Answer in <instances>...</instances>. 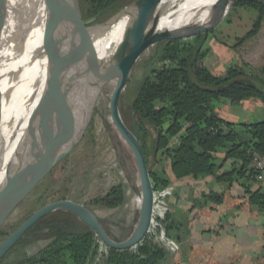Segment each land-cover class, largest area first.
Segmentation results:
<instances>
[{
    "label": "trees",
    "instance_id": "16d2710c",
    "mask_svg": "<svg viewBox=\"0 0 264 264\" xmlns=\"http://www.w3.org/2000/svg\"><path fill=\"white\" fill-rule=\"evenodd\" d=\"M83 1L93 16L118 0ZM236 7L250 8L257 15L252 29L240 40L242 43L261 29L264 0H238L232 10ZM214 32L215 29L187 39L158 43L159 49L132 101L133 127H128L140 141L155 193L170 188L169 167L175 179L214 176L224 185L221 191L201 193L193 207L214 208L222 204L226 189L237 182L245 188L250 203L264 213V192L251 189L256 183L252 154L264 155V119L234 122L223 118L217 110L221 99L233 104L259 99L264 106V67L254 71L241 61L228 66L225 73H213L206 60L212 52L207 41ZM28 124L29 120L15 128L19 133L14 139L15 129L0 135V188ZM150 157L158 164L156 170L149 164ZM226 163L231 169H223ZM123 201L121 186L95 199L108 208L118 207ZM152 218L166 234L178 226L171 221L169 211L163 218ZM55 225L52 221L49 227ZM9 233L1 230L0 241ZM154 239L155 235L148 232L138 245L119 249L109 246L89 228L74 226L72 230L59 231L51 242L16 264H161L168 252ZM101 244L106 245V250L100 253Z\"/></svg>",
    "mask_w": 264,
    "mask_h": 264
},
{
    "label": "rangeland",
    "instance_id": "374dc122",
    "mask_svg": "<svg viewBox=\"0 0 264 264\" xmlns=\"http://www.w3.org/2000/svg\"><path fill=\"white\" fill-rule=\"evenodd\" d=\"M26 1L29 0H0V13L2 10L6 11L2 13L4 23L9 19L16 26L18 20L16 14L23 9V4ZM67 1L69 0L59 1L60 10ZM133 1L135 0H118L103 13L90 16L87 2L76 0L64 18L66 22H70L75 20L86 21L96 17L93 24H99L107 21L115 12ZM54 5L44 16L33 15L23 24L51 25L53 19L58 15V12H54L56 6ZM256 18L257 15L254 10L236 7L215 28V32L208 39L207 45L213 44L212 49L219 53L224 50L226 52H222L220 55V64L218 67L212 68L213 73L220 74L225 66L232 64L230 63L232 60L230 54L233 53V49L252 45L255 39H257L258 48L263 47L264 21L261 26L263 30L260 29V36H256L260 32L259 30L256 35L239 43L252 29ZM91 25L85 26L87 33L82 42L89 34L90 29H93ZM113 28L116 27L111 26L107 31ZM158 49L157 43L140 55L119 95L120 112L128 126L133 127L132 101L140 88L147 67ZM214 55L212 51L207 58L209 66H213ZM262 65L264 67V64ZM116 84L117 77H114L99 87L81 93L44 112L49 122L50 136L44 147L42 157L39 160L34 157L29 162L19 164L7 181L11 193L18 197L15 203L6 209L5 214L0 219V231L6 230L11 233L39 210L55 203L70 202L90 210L112 239L121 241L132 234L141 213L143 199L141 174L133 149L111 116V94ZM262 119H264V115H252L251 120L259 121ZM18 133V129H15L13 139L17 137ZM25 135L26 133H24L19 144ZM9 136L11 133L7 135V138ZM152 159L150 157L149 164L156 170L158 164H154ZM13 163L16 166L18 162L14 160ZM34 165L36 171L32 179ZM28 181L30 182L29 185L23 186ZM115 186H121L123 189L124 201L120 206L108 208L95 202V199L105 196ZM179 188L171 184L169 189L154 192L152 208L154 217L163 218L166 212H170L173 206L172 202L176 197L174 195H177L175 191L179 192L181 190ZM187 188V202L180 203V210H178L181 220L190 217L183 211V208L189 206V201L193 207V202L197 199L194 195L190 197V193L194 192L192 187L187 185ZM194 220L195 223H200L202 215ZM52 221L56 222V225L49 227ZM160 225L156 224L152 218L148 232H152L155 235V242L167 250L166 262L172 264L175 253L181 249V241L177 237L184 236V232L166 234L164 228H159ZM74 226L91 230L78 215L71 211L54 210L45 214L33 223L20 240L1 257L0 264L20 262L40 247L51 242L59 231L72 230ZM105 250L106 245L101 244L100 253Z\"/></svg>",
    "mask_w": 264,
    "mask_h": 264
},
{
    "label": "water",
    "instance_id": "95a60500",
    "mask_svg": "<svg viewBox=\"0 0 264 264\" xmlns=\"http://www.w3.org/2000/svg\"><path fill=\"white\" fill-rule=\"evenodd\" d=\"M59 1L61 0L53 2L56 5H54V12H58L56 21L57 27H68L78 23L88 26L92 24V33H89L80 45L69 51V55L55 81L47 84L43 89L36 87V89L30 92L24 101L23 98H19L20 101H16L13 99V93L2 92L0 89V135L4 129L18 125L19 122L24 120L25 115H29V124L26 130V135L11 159L7 177L0 188V219L5 214L6 209L11 204L15 203L18 197L14 193H11V188L8 187L9 184L7 182L16 171V167L21 163L23 164L24 162L33 160L34 157L37 160L42 157L44 147L50 136L49 122L44 112L47 109L81 93L91 91L114 77H117V84L111 94V116L119 127L122 135L133 149V154L137 166L139 167L138 170L141 174L140 180L142 193L143 185L146 184L149 187L148 191L152 200L154 186L150 178V173L140 141L136 134L128 127L120 112L119 95L128 80L121 81V78L124 77V75L129 76L140 55L149 47L165 40L187 39L214 30L225 20L238 0H223L222 5L210 15L198 19L192 24L182 25L173 29H160L158 27H153L152 25L153 14L163 0H135L115 12L107 21L99 24H93L96 17L86 21L75 20L66 22L64 16L67 11L73 7L72 5H74L73 3H75L76 0H70L68 5L62 10H60ZM3 12L6 11L2 10L0 13V27L5 25L4 20L2 19ZM122 19L125 20L124 31L111 59L106 61H96L94 64H88L84 70L78 71L79 58L84 50L91 46L94 41V36H101L109 27ZM38 91L41 92L38 102L32 110L27 112L29 105L34 102ZM21 102V111L14 113L13 110ZM8 108H11V113L5 118V110ZM4 119H7L6 125L3 124ZM127 133L132 137V140L126 135ZM14 160L18 162L16 166L13 163ZM35 165L31 176L32 179L34 178L36 171ZM30 182L28 181L27 184L23 186H28ZM144 200L145 196L143 194L141 213L137 225L140 224L142 218ZM54 210L73 211L76 215L77 213L75 211H83L87 218H82L80 215L78 216L93 232L99 235L104 242L114 248L125 249L136 246L148 233V230H146L139 239L132 241V237L136 231V225L134 231L127 239L121 241L112 239L97 218L86 207L70 202H59L39 210L13 232L3 238L0 241V259L20 240L33 223L45 214Z\"/></svg>",
    "mask_w": 264,
    "mask_h": 264
},
{
    "label": "bare ground",
    "instance_id": "6f19581e",
    "mask_svg": "<svg viewBox=\"0 0 264 264\" xmlns=\"http://www.w3.org/2000/svg\"><path fill=\"white\" fill-rule=\"evenodd\" d=\"M56 0H29L23 4V9L16 14L18 20L16 26L9 19L4 26L0 27V89L2 92L13 93V99L23 101L36 87L43 89L47 84L55 81L61 71L64 62L74 46L79 45L86 35L87 25L57 27L58 15L53 19L51 25H24L23 22L33 15L44 16L53 7ZM63 6L65 8L68 3ZM223 0H163L152 17L153 27L160 29H173L182 25H189L210 15L217 10ZM62 8V9H63ZM112 26L116 28L107 31L101 36H94L90 47L86 48L79 58L78 71L84 70L88 64L96 61L111 59L116 51L117 45L122 37L125 20L122 19ZM92 29H90L89 33ZM72 48V49H70ZM127 75L121 78L126 80ZM41 92L27 112L38 102ZM22 102L15 107L14 113L21 111ZM11 113V108L5 110V118ZM29 120L25 115L23 121L18 125L4 129L20 127ZM7 119L3 120L6 125ZM2 132V133H3ZM131 140L132 137L126 134ZM149 187L143 185V213L140 224L132 237L135 241L148 230L152 221L153 198L149 193ZM154 196V195H153ZM73 212V211H72ZM82 218H87L81 211H75Z\"/></svg>",
    "mask_w": 264,
    "mask_h": 264
},
{
    "label": "crops",
    "instance_id": "0c3cea01",
    "mask_svg": "<svg viewBox=\"0 0 264 264\" xmlns=\"http://www.w3.org/2000/svg\"><path fill=\"white\" fill-rule=\"evenodd\" d=\"M261 30L256 36L261 35ZM262 40L261 49L257 46V39L252 45L233 49L230 54L231 65L245 61L254 71L263 67L264 39ZM210 46L212 48L214 45ZM212 51L216 56L214 55L213 66L208 65L211 71L220 64L222 52H226L224 50L219 53L214 49ZM227 67L225 66L220 74L225 73ZM217 110L223 118L234 122H254L251 120L252 115H264V106L259 99L248 100L242 104H233L228 99H221L217 103ZM223 169H231L230 164L226 163ZM168 175L171 184L181 189L179 192L175 191L177 195H174L176 197L170 210L171 221L178 226L173 227L170 233L184 232V236L177 237L181 241V249L175 253L172 264H264V213L250 203L249 195L243 186L235 182L227 188L223 203L214 208L192 207L189 201V206L183 208V211L190 217L181 220L178 210L180 203L187 202V185L194 190L190 197L194 195L195 198L212 189L221 191L224 185L218 183L214 176L200 180L189 177L175 179L169 167ZM256 188L258 186L254 184L251 189ZM199 215H202V221L195 223L194 219ZM161 264H168L166 258Z\"/></svg>",
    "mask_w": 264,
    "mask_h": 264
},
{
    "label": "built area",
    "instance_id": "2783aa9c",
    "mask_svg": "<svg viewBox=\"0 0 264 264\" xmlns=\"http://www.w3.org/2000/svg\"><path fill=\"white\" fill-rule=\"evenodd\" d=\"M252 156L253 160L251 167L255 171V184L264 192V155L253 153Z\"/></svg>",
    "mask_w": 264,
    "mask_h": 264
}]
</instances>
